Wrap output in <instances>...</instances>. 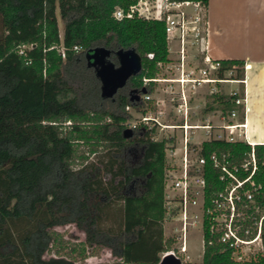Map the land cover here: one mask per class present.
<instances>
[{
	"label": "trees",
	"instance_id": "obj_1",
	"mask_svg": "<svg viewBox=\"0 0 264 264\" xmlns=\"http://www.w3.org/2000/svg\"><path fill=\"white\" fill-rule=\"evenodd\" d=\"M175 1L206 9L209 3ZM128 6V0H0V264H73L44 258L51 245L62 243L54 229L70 224L84 233L86 246L106 248L121 260L115 264H159L160 255L172 250L173 240L164 241L163 232L167 141L139 128L131 138L124 135L127 108H143L131 98L144 89L152 94L155 84L145 86L144 79H155L159 64L171 62L165 24L113 18L116 8ZM99 47L111 50L113 61L119 50L134 49L142 58L141 73L113 99H102L103 106L97 104L94 70L85 65ZM219 62L218 77L234 69L244 80L243 61ZM128 87L136 93L128 94ZM212 97L207 112L237 109L244 121L234 103L240 94ZM137 148L141 158L132 165L127 156ZM251 150L244 142L201 145L205 158L229 154L232 164ZM254 150L253 180L263 201L264 145ZM90 156L98 160L91 163ZM205 178L208 195L222 188L210 162ZM232 257L231 250L207 246L202 264H238ZM248 263L264 264V255Z\"/></svg>",
	"mask_w": 264,
	"mask_h": 264
},
{
	"label": "built area",
	"instance_id": "obj_2",
	"mask_svg": "<svg viewBox=\"0 0 264 264\" xmlns=\"http://www.w3.org/2000/svg\"><path fill=\"white\" fill-rule=\"evenodd\" d=\"M128 8H116L113 18L117 21L144 20L165 24L169 53L171 43L176 44L174 51L178 56L177 63H160L159 71L174 74L172 77L157 76L153 80L144 79V85L155 84L152 94H142V110L139 111V125H128L132 131L138 129L155 131H170L171 134L155 141L166 140V170H165V222L174 223L175 248L173 252L183 262V256L188 253L190 231L199 229L203 237V253L207 246L218 245L222 250H231L233 260L244 262L264 255V200L260 201L257 194L261 189L256 186L253 177L257 171V160L254 146L251 153L240 164H232L229 154H212L209 159L201 155V145L192 143L195 131L204 130L208 139L221 140L228 143L238 142L236 132L243 133L242 123H228L220 128L211 124H191V102L198 90L204 86L218 83H232V80L221 79L218 72L221 69L219 61L213 60L207 54V9L200 2L175 0H128ZM202 46V49H201ZM190 60V53L198 51ZM76 52L80 48L75 47ZM64 56V55H63ZM171 59V58H170ZM201 66H198V64ZM234 73L235 70L228 71ZM227 73V72H226ZM212 76H215L213 78ZM158 85V87H157ZM159 86H167L166 93L175 117L181 124L164 125L159 120L164 115L161 106L164 99L154 98ZM178 88V90H176ZM231 97L236 93H231ZM235 106L245 112V99L235 100ZM155 104L157 117L151 108L144 107ZM131 108L128 107L127 111ZM239 111L233 110L229 118L239 120ZM215 129L225 131L217 135ZM178 132V133H177ZM204 141V142H206ZM203 142V143H204ZM210 162L219 172L222 188L208 195L205 178L206 165ZM242 175H245L243 178ZM264 199V198H263ZM260 215V217H259ZM167 253V252H166ZM190 259L189 256L186 257Z\"/></svg>",
	"mask_w": 264,
	"mask_h": 264
},
{
	"label": "crops",
	"instance_id": "obj_3",
	"mask_svg": "<svg viewBox=\"0 0 264 264\" xmlns=\"http://www.w3.org/2000/svg\"><path fill=\"white\" fill-rule=\"evenodd\" d=\"M207 24V54L215 61L245 63L244 80L233 79L232 83L222 84L235 86L225 94L227 97H231L233 92L237 96L244 89L239 97L245 99L244 121L230 119L231 111L227 115L230 122H226L225 115L220 111V124L212 126L220 128L228 123H242L243 133L238 130L235 139L250 146L264 145V0H209ZM210 123L208 118L206 124ZM216 133L225 131L217 129ZM203 256L204 253L195 264H202ZM114 258L117 262L121 261ZM95 259L92 257V260ZM248 262L250 260L238 264H250Z\"/></svg>",
	"mask_w": 264,
	"mask_h": 264
},
{
	"label": "rangeland",
	"instance_id": "obj_4",
	"mask_svg": "<svg viewBox=\"0 0 264 264\" xmlns=\"http://www.w3.org/2000/svg\"><path fill=\"white\" fill-rule=\"evenodd\" d=\"M57 16H58V21H59V28H60V35L61 37H63L64 34V25L61 22L60 19V15H59V11H57ZM2 34L1 31V25H0V36ZM177 49L176 44L171 43V51L172 54H170V58L172 60V63L176 64L177 63V58L178 56L175 55L174 51ZM202 49V46H201ZM200 47L198 49V51L193 50L190 53V60L193 59L194 56H196L198 54V57L200 59ZM110 61L115 64L117 67L119 66L118 61H113L110 59ZM85 65L87 66V63L85 62ZM198 66H201V64L199 63ZM94 73V71H92ZM165 75V77H172L174 76V74H170V73H166L165 71H159L158 75ZM157 75V76H158ZM237 71L235 70L234 73H230L227 72L224 74V78H226V80H233L236 79L237 77ZM213 78H215V76H212ZM97 81V93H98V103L99 105L103 104V100L101 98V85L100 82L98 80ZM158 87V85H157ZM167 86H159L160 90L155 91V93L153 94L154 98H160V99H164L165 104L163 106H161V110L164 112V115L162 116V118H160V122L164 125H171V124H181V120H179L178 118L175 117L174 114V110L172 108V103L170 101V95L166 93V88ZM233 88H235L234 85H222L221 83H218L216 85H210V86H204L203 88H201L200 90H198V92L196 93V95L193 96L192 98V102H191V122L192 124H199V125H204L206 124V120L209 118V120L211 119V125L213 124H220V119L222 118V114L220 112V109L214 111V112H207V104L212 103L214 101V98L212 97L213 94H218L219 96H227L225 94L229 93ZM178 90V88L176 89ZM133 90L128 87L126 89V92L128 94H130ZM242 91L240 90V96H242ZM150 105V106H149ZM103 106V105H102ZM150 107L152 110V114L154 117H157L156 112L158 111V108H156L155 104H148L144 107ZM131 119L128 121V125H133L136 124L137 126L139 125V111L131 109L130 111H128ZM227 114H225V118H226V122H230L229 119L227 118ZM239 121H241V119L239 118ZM139 128V127H138ZM129 129V128H128ZM162 129L160 127H158L155 131H154V136H157L158 138H162L163 136H168L169 134H171L170 131H161ZM214 132H217V129L214 130ZM178 133V132H177ZM134 135V133H133ZM218 135V133H217ZM153 136V137H154ZM208 139L207 135H206V131L204 130H197L195 131V134L193 136V141L192 143L194 145L200 146L201 143H203L204 141H206ZM140 149H133L132 151H130L128 153V160L129 162L133 165L139 162L140 160ZM97 157L95 156H90L89 157V161L95 162L97 161ZM168 160V159H167ZM77 165L75 166V169H80L81 168V163L80 161H78L76 163ZM120 206L119 203H116L115 207ZM115 211L110 210V216H112L113 218H115ZM260 217V215H259ZM113 223V219H110L109 222H107V225L112 224ZM163 229H164V241H167L169 239L174 238V223L172 222H164L163 223ZM55 232H57V234L59 235L62 243L60 244H55L50 246V250L49 252H47L45 254V259L49 260L51 258H58V257H65L68 260H70L73 264H115V262H117V260L111 256H110V252L108 249L106 248H97V247H93V248H89L88 246H86L85 244V235L83 232H81L74 224H70L67 226H61V227H57L54 229ZM203 237H202V232L199 229H193L190 231L189 234V239H188V253L187 255L183 256V258L185 259V264H195V262H198L202 259V253H203ZM175 243L173 241V245L171 247V249H174ZM189 256L190 260H187L186 257ZM92 257H96L95 260H92ZM110 258V259H109ZM109 262V263H108Z\"/></svg>",
	"mask_w": 264,
	"mask_h": 264
},
{
	"label": "water",
	"instance_id": "obj_5",
	"mask_svg": "<svg viewBox=\"0 0 264 264\" xmlns=\"http://www.w3.org/2000/svg\"><path fill=\"white\" fill-rule=\"evenodd\" d=\"M113 52L104 47H99L89 52L86 56L88 67L94 70L96 79L101 85V98L103 100L113 99L119 91L123 90L131 78L137 76L142 71V58L136 50H119L116 57L119 63L117 67L110 61ZM136 91H132V94ZM142 94H147L142 90ZM140 101V97L131 99L134 103ZM126 138L133 137V131L127 129L124 132ZM159 264H185L173 252H165L160 255Z\"/></svg>",
	"mask_w": 264,
	"mask_h": 264
},
{
	"label": "flooded vegetation",
	"instance_id": "obj_6",
	"mask_svg": "<svg viewBox=\"0 0 264 264\" xmlns=\"http://www.w3.org/2000/svg\"><path fill=\"white\" fill-rule=\"evenodd\" d=\"M118 61V60H117ZM135 97H140V101H141V98H142V94L139 93V95L135 94L132 98H135ZM131 98V99H132ZM140 101H138L139 103H141ZM136 100H134V103H138Z\"/></svg>",
	"mask_w": 264,
	"mask_h": 264
}]
</instances>
